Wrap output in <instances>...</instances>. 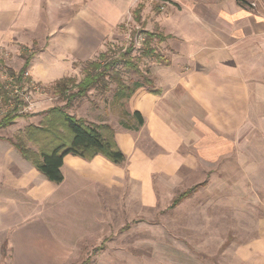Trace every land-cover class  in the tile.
<instances>
[{"label": "crops", "instance_id": "0c3cea01", "mask_svg": "<svg viewBox=\"0 0 264 264\" xmlns=\"http://www.w3.org/2000/svg\"><path fill=\"white\" fill-rule=\"evenodd\" d=\"M142 3L148 15L149 0H0V61L14 55L23 68L20 48L36 46L28 79L45 86L71 77ZM171 15L160 21L170 63L154 59L152 86L129 102L159 151L140 146L139 131L113 125L126 161L67 154L55 183L8 140L40 117L0 128V264H74L107 220H122L123 206L153 208L155 184L177 190L186 175L235 154L248 178L243 189L262 208L255 236L236 255L242 264H264V0L199 3Z\"/></svg>", "mask_w": 264, "mask_h": 264}, {"label": "rangeland", "instance_id": "374dc122", "mask_svg": "<svg viewBox=\"0 0 264 264\" xmlns=\"http://www.w3.org/2000/svg\"><path fill=\"white\" fill-rule=\"evenodd\" d=\"M150 1L151 12L144 14L146 5L142 3L137 12L140 21L134 20L136 14H133V20L126 21L102 51L122 55L131 49L128 58L136 62L142 75L124 73L121 68L130 85L140 80L144 87L152 86L147 79L151 78L150 65L154 58L144 53L150 46L170 60L169 38L165 41L153 39L151 45H147L144 41L145 30L163 33L160 21L167 14L172 16V12H183L187 7L199 3L215 7L229 0ZM239 1L244 4L246 0ZM39 50L40 47L23 46L19 50L20 57L26 60ZM16 59L10 55L7 62L0 61V121L7 115L23 113L25 117L39 116L37 121L41 122L44 111L65 104L56 87L58 81L44 86L28 79V75H24L28 69L22 74L23 68ZM74 74L72 77L80 81L84 76L83 66ZM8 84L10 87H7ZM37 86L39 91L35 90ZM15 88L20 91L18 95H14ZM115 89L114 83H110L105 90L92 89L87 96L74 99L68 111L88 122L95 119L126 129L121 122L132 119L126 117L124 112H132L129 102L133 95L114 102ZM68 91L71 93L73 90ZM41 98L44 99L42 103ZM20 120L32 122L25 118ZM138 131L140 146L148 147L151 152L159 151L145 131ZM213 167L200 174L186 175L184 185L177 190H162L155 184L158 199L153 208L123 206L122 220H107L104 233L84 243L86 245L74 264H242L236 253L244 242L255 236L256 215L262 208L254 206L253 202H257V199L243 189L248 178L243 173L242 160L237 154L219 160ZM184 193L188 195L174 204Z\"/></svg>", "mask_w": 264, "mask_h": 264}, {"label": "trees", "instance_id": "16d2710c", "mask_svg": "<svg viewBox=\"0 0 264 264\" xmlns=\"http://www.w3.org/2000/svg\"><path fill=\"white\" fill-rule=\"evenodd\" d=\"M139 7L140 5L133 13L136 14L134 18L136 21H140V16H137ZM144 32L146 35L144 41L147 45H151L153 39L165 41L170 37L149 30ZM129 51L122 53V55L109 54L108 52L99 53L95 59L84 63V76L80 81L77 82L72 76L58 80L56 87L65 104L44 111L43 119L39 125L30 124L18 132L14 138L8 139L50 181L55 183L63 181L61 167L67 154L78 155L87 160L101 154L115 164H122L126 161V155L115 139L116 131L113 126L88 122L85 118L71 114L68 108L71 107L74 99L87 96L92 89L101 88L105 90L110 86V83L116 85L114 102L129 98L138 88L144 87L140 80L134 81L132 85L128 84L123 76L121 68L124 73L142 75L136 62L128 58ZM144 53L149 54L161 64L168 65L170 63L168 58H164L152 46L144 50ZM29 60L30 57L26 59L21 70L22 74L29 66ZM147 81L152 85L153 80L151 78H148ZM68 90L73 91L68 93ZM154 93L159 94L161 91L155 90ZM124 114L126 117L132 118L121 122L126 129L138 131L145 123L144 116L137 110L134 112L126 111ZM24 116L26 115H7L0 121V128L8 127L17 118ZM31 143L34 144L35 148L31 147ZM187 195L188 193H184L179 196L174 204H177Z\"/></svg>", "mask_w": 264, "mask_h": 264}, {"label": "built area", "instance_id": "2783aa9c", "mask_svg": "<svg viewBox=\"0 0 264 264\" xmlns=\"http://www.w3.org/2000/svg\"><path fill=\"white\" fill-rule=\"evenodd\" d=\"M24 75H26V76L28 75V76H29V71L25 72ZM11 79H12V78H11ZM32 83H34V82H32ZM7 87H10V84H8ZM16 87H18V86H16ZM35 90L39 91L40 88L37 86V87H35ZM19 93H20V91H17L16 88H15V90H14V95H18ZM27 96H28V95H27ZM29 104H30V101H29ZM20 112H22V111H20ZM22 114H23V113H22Z\"/></svg>", "mask_w": 264, "mask_h": 264}]
</instances>
